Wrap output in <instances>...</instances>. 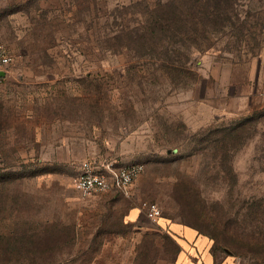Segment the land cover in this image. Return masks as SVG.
Returning a JSON list of instances; mask_svg holds the SVG:
<instances>
[{
  "label": "rangeland",
  "instance_id": "1",
  "mask_svg": "<svg viewBox=\"0 0 264 264\" xmlns=\"http://www.w3.org/2000/svg\"><path fill=\"white\" fill-rule=\"evenodd\" d=\"M0 42V264H264V99L211 74L264 52V0H0ZM88 158L145 171L83 199Z\"/></svg>",
  "mask_w": 264,
  "mask_h": 264
},
{
  "label": "built area",
  "instance_id": "2",
  "mask_svg": "<svg viewBox=\"0 0 264 264\" xmlns=\"http://www.w3.org/2000/svg\"><path fill=\"white\" fill-rule=\"evenodd\" d=\"M13 59L11 48L0 42V83L3 82ZM80 164L74 181V189L83 198L117 190L128 193L131 185L145 171L143 163L120 164L113 159L88 158ZM146 216L152 224H157L162 217V209L157 202L144 203Z\"/></svg>",
  "mask_w": 264,
  "mask_h": 264
},
{
  "label": "crops",
  "instance_id": "3",
  "mask_svg": "<svg viewBox=\"0 0 264 264\" xmlns=\"http://www.w3.org/2000/svg\"><path fill=\"white\" fill-rule=\"evenodd\" d=\"M225 68L226 67L222 65H215L212 67L213 70L211 74L216 80L215 86L227 89L230 94L260 95L264 99V52L244 63L237 64L231 68ZM178 231L180 235L173 233L176 238L185 236L188 240H192L197 235V231H190L188 229ZM200 236L201 235L198 236L199 239L201 238ZM187 257L188 258L185 260L180 254L176 261L178 264H181V261H188L196 258L194 255Z\"/></svg>",
  "mask_w": 264,
  "mask_h": 264
}]
</instances>
